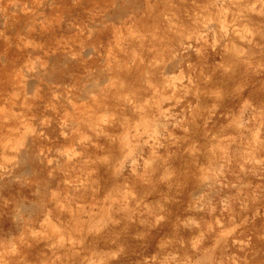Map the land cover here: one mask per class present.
Listing matches in <instances>:
<instances>
[{
  "label": "rangeland",
  "instance_id": "obj_1",
  "mask_svg": "<svg viewBox=\"0 0 264 264\" xmlns=\"http://www.w3.org/2000/svg\"><path fill=\"white\" fill-rule=\"evenodd\" d=\"M50 1L0 2V264H264V0Z\"/></svg>",
  "mask_w": 264,
  "mask_h": 264
},
{
  "label": "bare ground",
  "instance_id": "obj_2",
  "mask_svg": "<svg viewBox=\"0 0 264 264\" xmlns=\"http://www.w3.org/2000/svg\"><path fill=\"white\" fill-rule=\"evenodd\" d=\"M33 1V0H32ZM49 1V0H48ZM93 1H96V0H93ZM112 0H100V2L98 3V4H102V5H104V4H109L110 2H111ZM0 2H1V0H0ZM50 2H52L51 3V5L48 7V8H43L44 10H45V13H43V15L46 17L47 15H48V12H50V11H52V10H59V8L61 7V4L62 3H64V0H52V1H50ZM220 2H222V1H220ZM219 2V3H220ZM93 3V2H92ZM27 4V3H26ZM141 4V3H140ZM48 5H49V3H48ZM124 5V4H123ZM145 8H149L151 5H150V3L148 4L147 2H146V4H145ZM123 7V6H122ZM28 9V8H27ZM32 9V8H31ZM35 9V8H34ZM48 9V10H47ZM147 9H146V11H147ZM21 10V9H20ZM24 10V9H23ZM29 10H30V8H29ZM46 10H47V12H46ZM109 10V9H108ZM31 11V10H30ZM30 11H23L22 13H17V14H15V15H12V17L10 16V15H3L4 17V20H5V22H8L10 19H11V23L14 25V27H15V29L17 30V31H21L23 28H24V30L26 29L29 33H36V34H38L39 36H41V38L43 39V43H42V48H43V56L45 57L44 58V61H47V56L49 55V53H48V51L50 50V47L51 46H53V48L55 47V44H56V42L59 40V35H60V30H61V23H60V21H58L57 22V27H55V29H50L49 27H46V25H43L42 23H41V25L38 27V28H36L35 27V19H34V14H32L33 12H30ZM127 14L130 16V17H134L135 16V12L133 11V10H128L127 11ZM123 15V14H122ZM121 15V16H122ZM147 15V14H146ZM108 16V15H107ZM121 16H119V19H120V17ZM112 17V16H111ZM39 18V17H38ZM110 18V17H109ZM58 20V19H57ZM118 20V19H117ZM213 24H214V22H213ZM104 25V24H103ZM222 25V28H221V32H224V28H225V26H224V28H223V25L224 24H221ZM219 29V28H218ZM60 32V33H59ZM118 34V33H117ZM225 34V33H224ZM227 35V34H226ZM141 36V35H140ZM101 40H102V37L100 38ZM35 44H37V43H35ZM34 44V45H35ZM38 45H39V43H38ZM146 47V46H145ZM144 47V48H145ZM10 55V65L11 66H14V65H16L18 62H20L21 61V58H23V56L25 55V54H22L21 56H19V57H16V52H14V53H11V54H9ZM108 56H109V54H108ZM114 56V55H113ZM34 60H35V58H33ZM48 59H49V57H48ZM176 59H178V58H176ZM37 60V59H36ZM101 60H102V57H101ZM112 61H114V60H112ZM109 62H111V61H109ZM26 63V62H25ZM52 63H54V61H52ZM101 63V62H100ZM57 64V63H56ZM83 64H85V65H81V67L82 68H84V67H86V68H90V69H92V68H94V70H95V72H97V70L99 69L98 68V66H97V63L93 60V59H90V60H86ZM105 66V65H104ZM167 66L169 67V63L168 64H166V61L165 62H163L162 63V65L158 68V72L160 73V76H164L165 74H169V75H171L170 73H168V71L169 70H167L168 68H167ZM20 69H21V66L19 65L18 66ZM47 66H45V68H46ZM101 68V67H100ZM104 69V67H102V70ZM108 70V69H107ZM23 71V70H22ZM47 71V70H46ZM92 71H93V69H92ZM139 70H138V68H129V67H125V68H122V67H119L118 65L117 66H115V67H113V69H112V73H113V75H115V76H117L118 78H121V79H125V81L123 82V83H121L120 82V85H118V86H120L119 88H116L115 89V86L113 87V89H115V91H114V93H117V92H119V90L121 91V89L123 90L124 88H126V87H128V86H131V84H132V81L131 80H129L130 78H132V76H133V72H138ZM17 72V71H16ZM25 72V71H24ZM28 72L26 71L25 72V74H27ZM100 73H101V71H100ZM99 73V74H100ZM24 74V75H25ZM87 74V73H86ZM86 74H84L85 75V77H86ZM90 74V73H89ZM3 75L4 74H2V77H0V83L2 84V88L0 89V96L2 95V91L4 90V88H5V86L7 85V84H9V86L10 87H13L14 85H13V82L11 81L10 83H9V80H8V78H3ZM24 75H22V77L24 76ZM84 75H82V76H84ZM92 75V74H91ZM97 75V74H96ZM47 76H49V74H47ZM72 76V75H71ZM88 76H90V75H88ZM25 77H26V75H25ZM28 77V76H27ZM29 77H31V76H29ZM106 77L107 78H109L107 75H106ZM103 78H104V76H103ZM107 78H106V80L104 79V86H105V84L109 81V79L107 80ZM50 79L52 80V81H55V82H58V81H60V82H62L63 80H65V78H62L61 76H58V77H50ZM80 78H79V76H74V81L76 80V81H78ZM91 79V78H90ZM18 80V79H17ZM17 80H16V82H17ZM21 80V79H20ZM31 80V78L30 79H28V81H30ZM92 80V79H91ZM90 80V81H91ZM102 80V79H101ZM100 80V81H101ZM32 81V80H31ZM93 82H94V79L92 80ZM91 81V82H92ZM98 81V80H97ZM105 81H106V83H105ZM112 81V80H111ZM110 81V82H111ZM120 81V80H119ZM21 82V81H20ZM32 82H34V81H32ZM35 82H36V80H35ZM46 82H48V79H42L41 81H40V83L41 84H45ZM96 82V81H95ZM94 82V83H95ZM18 83H19V81H18ZM97 83V82H96ZM98 83H99V81H98ZM27 84V83H26ZM31 84H33V83H31ZM30 84V85H31ZM79 84V83H78ZM82 84V83H81ZM100 84H102V82L100 83ZM108 84V83H107ZM15 85H17V84H15ZM29 85V82H28V84L26 85V87ZM55 85V84H54ZM97 85V84H96ZM18 86V85H17ZM32 87L34 86V84L33 85H31ZM30 86V87H31ZM47 86V85H46ZM84 86V85H83ZM100 86V85H99ZM107 86V85H106ZM29 87V86H28ZM32 87L31 88H29V90L27 91V92H25V94H27V93H29L30 92V89H32ZM56 87V86H55ZM111 88V86L109 87V88H105L106 90H103V92L101 93V94H103L104 96H110V89ZM98 89V88H97ZM33 90V89H32ZM42 90V89H41ZM83 90H85L84 89V87H83ZM92 90V89H91ZM91 90H90V92L89 93H91ZM13 91H15V90H13ZM79 91H81V90H79ZM16 92V91H15ZM100 92H101V89H100ZM85 94V97L87 98V96H89V95H94V93L93 94H87V92H84ZM87 94V95H86ZM10 95V94H9ZM83 95V94H82ZM103 95H102V97H103ZM8 96V95H7ZM79 96H81V95H79ZM165 96V95H164ZM6 97V96H5ZM95 97V96H94ZM163 97V96H162ZM171 97V96H170ZM164 99L165 98H168V95H167V97L165 96V97H163ZM97 99H98V97H97ZM96 99V100H97ZM168 99H170V98H168ZM133 104V103H132ZM134 105V104H133ZM89 125L90 124H92V123H88ZM89 127H91V126H89ZM93 128V127H92ZM91 128V129H92ZM90 129V130H91ZM77 130V129H76ZM93 131H94V129H92ZM78 131H79V129H78ZM149 162H150V160H149ZM145 163H147V162H145ZM144 165H146V164H144ZM107 176V175H106ZM107 220H108V218H107ZM104 223H105V221H104ZM103 223V224H104ZM194 223H195V221H194ZM218 223H220V222H218ZM107 224V223H106ZM233 225H231V226H229L230 228L232 227ZM230 228H229V231H231L230 230ZM226 231V230H225ZM228 230H227V232H229ZM222 232H224V231H221L220 233H222ZM227 232H226V234H227ZM94 233V232H93ZM225 234V233H224ZM218 236H220V234H218L217 235V238H218ZM222 236H224L223 234H222ZM222 236H221V239H223L222 238ZM215 238H216V236H215ZM220 239V237L218 238V241H221V239ZM216 240V239H215ZM216 243H217V240L215 241ZM215 242H214V244H215ZM12 243L10 242V246H12L11 245ZM213 244V245H214ZM218 244V243H217ZM4 245V243H0V247H2ZM214 246H216V244L214 245ZM1 249V248H0ZM204 250H206V249H204ZM203 250V251H204ZM168 252V251H167ZM203 255L202 256H200V258L201 257H203L204 258V255H205V252L204 253H202ZM168 255V254H167ZM167 255H166V257H167ZM171 256H172V254H171ZM174 256V255H173ZM172 256V257H173ZM166 257L164 256L163 258H165V259H163V260H166ZM169 257H170V255H169ZM199 257V256H198ZM153 258V257H152ZM206 258V257H205ZM199 259V258H198ZM197 259V257L195 258V260H198ZM202 259V258H201ZM161 261H162V259H160ZM173 260V259H172ZM161 261H159V262H161ZM174 261V260H173ZM121 262V261H120ZM163 263H164V261H163ZM158 264H161V263H158ZM190 264V263H189Z\"/></svg>",
  "mask_w": 264,
  "mask_h": 264
}]
</instances>
